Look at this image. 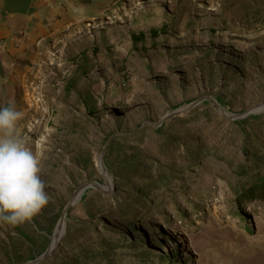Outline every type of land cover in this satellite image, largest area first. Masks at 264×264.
<instances>
[{
  "label": "rangeland",
  "instance_id": "374dc122",
  "mask_svg": "<svg viewBox=\"0 0 264 264\" xmlns=\"http://www.w3.org/2000/svg\"><path fill=\"white\" fill-rule=\"evenodd\" d=\"M143 7L144 0L126 6L114 4L104 16L112 18L111 25L91 32L83 27V33L94 40L97 33L123 24ZM201 11L202 17L191 19L192 13ZM188 14L190 21H173L166 24L167 28L157 24L154 37L151 32H137L138 47L126 54L124 64L119 65L120 61L109 55L107 84L92 81L80 87H93L94 92L102 94L96 101L101 113L95 112L91 119L79 114L72 117L75 132L63 126L51 131L54 116L42 98L46 122L36 126V116L31 117L28 125L34 127L26 141L41 159L50 203L30 224L0 225V264H29L35 260H40L36 264H76V250L72 249L76 244L72 246L67 239L76 237L75 243L83 241L89 246L99 236L149 253L152 264H264L259 260L264 254V203H242L240 211L235 212L233 200L237 194L235 197L231 188L243 184L245 178L237 174V165L249 167V163L241 153V135L229 137L220 122L221 118L233 121L264 115V0H205L202 7L189 6ZM130 33L117 36L110 32L109 36L122 46L129 41ZM101 64L98 60L97 71L106 70ZM73 65L68 64L63 72ZM61 77L54 88L61 86ZM205 98L221 101L222 106L217 104L225 114ZM191 103L194 105L161 124L168 126L172 118H178L173 123L186 122V131L179 127L173 138L186 143L191 154L200 156L196 163L183 167L182 149L176 144L169 153L174 154V172H180L176 179L153 191L147 204L138 205L140 218L132 219L130 212L125 217L114 216V207L129 206L133 198L130 195L126 200L118 193L124 192L121 183L144 170L156 173L154 164L169 166L157 152L159 146H166L165 140L149 147L151 133L143 140L120 136L157 128L163 117ZM245 112L243 117L232 116ZM70 119L62 116L60 122L68 124ZM220 157L233 160L230 167ZM97 159H101L109 182L99 172ZM134 179L128 182L136 189L142 180ZM79 190V198L71 203ZM181 190L184 192L179 195ZM116 194L119 196L114 198ZM66 206L64 233L47 252ZM87 224L88 232L84 227ZM134 238L140 243H133ZM129 253L116 251L114 264L142 261L128 257ZM159 256L166 261H157ZM111 258L101 264H109Z\"/></svg>",
  "mask_w": 264,
  "mask_h": 264
},
{
  "label": "crops",
  "instance_id": "0c3cea01",
  "mask_svg": "<svg viewBox=\"0 0 264 264\" xmlns=\"http://www.w3.org/2000/svg\"><path fill=\"white\" fill-rule=\"evenodd\" d=\"M137 1L141 0H0V108L15 105L24 113L18 124L20 134L37 114L32 101L34 84L42 82L38 90L54 116L51 131L63 126L75 132L72 117L79 114L91 119L95 112L101 113L97 102L102 94L93 87H80L92 81L107 84L109 55L124 64L126 54L138 47L137 32H156L157 24L167 28L173 21H190L188 7H202L205 0H144V7L130 20L97 33L94 40L83 33L87 22L101 20L114 4ZM199 16L202 11L192 13L191 19ZM110 32L131 33L126 44L117 46L118 39L110 37ZM98 60L105 71H97ZM70 63L74 65L64 73ZM60 74L64 80L54 88ZM62 116L71 117L68 124L60 122ZM259 260H264V254Z\"/></svg>",
  "mask_w": 264,
  "mask_h": 264
},
{
  "label": "trees",
  "instance_id": "16d2710c",
  "mask_svg": "<svg viewBox=\"0 0 264 264\" xmlns=\"http://www.w3.org/2000/svg\"><path fill=\"white\" fill-rule=\"evenodd\" d=\"M156 32H151V36H155ZM134 40L138 41L140 40V34L138 37L134 38ZM217 103L222 106L221 101H217ZM178 120V118H172L167 121L168 126H164V123L160 124L157 128H150L147 127L146 129L140 132H134L133 134H124L120 137L127 138H135L143 140L146 134L151 133L152 136L149 137V147L151 144L154 143H161L163 140L166 141V146L161 147L159 146L157 148V152L159 153L160 158L167 159V163L169 166H158L154 164V169L156 170V173L154 174H148L147 171H143L142 173H137L135 176L131 178H127L128 180H125V183H121L120 180H118L117 186L121 183L122 186H124V192H121V190L118 191V193L122 194L125 199H130L129 196L131 195L133 198L129 202L131 205L127 206L128 204H125L123 207H114V212L117 211V213L114 214V216L118 217H125L128 212L133 214L134 220L140 218L141 215L137 214L138 205H145L148 203V200L150 198L152 199V193L153 191H158L159 189H163L166 185L169 184L170 181H174L176 176L179 175L180 172H174V154L172 153V149L176 147L175 145L180 144L179 147L182 149V156H183V167H188L189 165H193L196 163V159H198L199 155H194L190 153V149L188 146H186V143L182 142L179 143V140L176 138H173V134L176 132L179 133L180 130H176L179 127L182 128L183 131H186V125L184 123H173V121ZM212 121V120H210ZM220 122L222 125H225L226 130L228 131L229 137H232L234 135H241L242 137V151L241 153L248 158L247 162L249 163V167L244 166L243 164H238L237 167L239 168V171L237 174L245 175L243 178V184H235L232 186V192H234L235 197L237 194V197L233 200V206L237 209L235 212H239V208H241L243 205L242 203H248V202H259L264 203V115H249L244 117L241 120H233L228 121L225 118H221ZM173 123V124H170ZM165 127V130H164ZM190 131V130H189ZM143 132V134H142ZM115 139H120L115 138ZM231 141V140H227ZM168 153V155H167ZM220 159L225 160L228 164V167L232 164L233 160H229L226 157ZM180 171V170H179ZM168 173V174H166ZM153 175V176H152ZM140 178L142 180L141 183H139L138 188L131 187L130 182H128L130 179ZM134 179V180H137ZM185 189V188H183ZM184 191L181 190L179 195L183 193ZM119 195H114V198H117ZM164 200L166 198H163ZM156 203H160L159 200H155ZM126 207H129V211L125 210ZM130 217V216H128ZM84 227L87 229V232L90 230L87 225H84ZM139 237V236H136ZM67 238V237H66ZM87 239H90L89 237ZM76 237H72L70 239H67V242L71 243L73 247V250H76V254L73 255L74 261H76V264H101L102 261L105 259H108L112 256L109 264H114L113 260L116 257V251L118 250H129L131 253L127 255L128 257H132L133 259H141L142 261H138L139 264H152V258L149 256V253L142 251V252H136L134 251L137 248L133 247H124L121 244L123 242H120L119 240L111 237L105 238L104 236H99L96 238L95 242L91 245H87V243L81 241L78 243H75ZM65 241V239H64ZM138 238H134L133 243L139 244ZM133 255V256H131ZM144 257V258H142ZM155 257V256H154ZM157 261L162 262L166 261V257L159 256L156 257ZM73 261V260H72ZM46 264V263H43ZM60 264H72L70 261H63Z\"/></svg>",
  "mask_w": 264,
  "mask_h": 264
},
{
  "label": "clouds",
  "instance_id": "9594fccd",
  "mask_svg": "<svg viewBox=\"0 0 264 264\" xmlns=\"http://www.w3.org/2000/svg\"><path fill=\"white\" fill-rule=\"evenodd\" d=\"M24 113L15 105L0 108V225L33 222L50 203L40 157L21 136Z\"/></svg>",
  "mask_w": 264,
  "mask_h": 264
},
{
  "label": "built area",
  "instance_id": "2783aa9c",
  "mask_svg": "<svg viewBox=\"0 0 264 264\" xmlns=\"http://www.w3.org/2000/svg\"><path fill=\"white\" fill-rule=\"evenodd\" d=\"M112 18H109V17H104V20H101L99 21L97 24H94V22L90 21V22H87L85 25H84V30L86 32H91V30H102V29H105V25H111L112 23H110L109 21H111ZM39 86H40V83L37 82L36 84L33 85V89L35 90L34 94H33V98H32V101L33 103L35 104V110L37 112L36 114V119L34 120V125L36 126H39L43 121L46 122L44 120V117H45V110H44V107H43V101H42V98H43V95L40 94L39 92ZM33 125L30 124L28 126L25 127V135H23V137L26 139L27 137V134H29L32 129H33ZM46 130L45 128H43L42 131ZM45 137V134L41 136V138H44ZM43 139H41L42 141Z\"/></svg>",
  "mask_w": 264,
  "mask_h": 264
},
{
  "label": "bare ground",
  "instance_id": "6f19581e",
  "mask_svg": "<svg viewBox=\"0 0 264 264\" xmlns=\"http://www.w3.org/2000/svg\"><path fill=\"white\" fill-rule=\"evenodd\" d=\"M185 108V107H184ZM182 108V110L184 109ZM97 168L99 170V172L102 174V176L107 179V181L109 182V178H108V175H107V172L104 168V165L102 164V161L100 159H97ZM80 193H81V190H79L76 195L74 196V198L71 200V203L72 202H75L79 196H80ZM64 217V216H63ZM64 220L61 219L59 220V223L57 224L56 228H55V231H54V234L52 236V239H51V242H50V245H49V249L47 252L51 251L52 249H54V247L58 244V241L59 239L61 238V236L63 235L64 233V230H65V224H64ZM172 249V248H171Z\"/></svg>",
  "mask_w": 264,
  "mask_h": 264
},
{
  "label": "water",
  "instance_id": "95a60500",
  "mask_svg": "<svg viewBox=\"0 0 264 264\" xmlns=\"http://www.w3.org/2000/svg\"><path fill=\"white\" fill-rule=\"evenodd\" d=\"M205 100L209 101V102L212 104V106L218 110V112H219L220 114H225L224 111L222 110V108L216 103V101H214L213 99H210V98H205ZM192 105H194V103H191L190 105L186 106L183 110H182V109H177V110L173 111L172 113H170V114L166 115L165 117H163V118L157 123V125H160L161 122H162L163 120L167 119V118H170V117H173V116H177L180 112H183V111L187 110V109L190 108ZM246 114H247V112L242 113V114H239V115H236V116H235V115H232V116H234V118H238V117H243V116L246 115ZM100 160H101V159H100ZM66 209H67V206L63 209V212H62V214H61L60 220H61V219L63 218V216L65 215ZM43 257L45 258V256H43ZM42 260H43V259H42ZM39 261H40V260H35V261L30 262L29 264H36V263H38Z\"/></svg>",
  "mask_w": 264,
  "mask_h": 264
}]
</instances>
